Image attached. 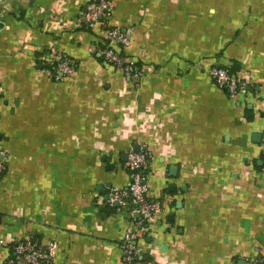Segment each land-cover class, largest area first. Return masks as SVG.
I'll return each mask as SVG.
<instances>
[{
	"label": "crops",
	"instance_id": "1",
	"mask_svg": "<svg viewBox=\"0 0 264 264\" xmlns=\"http://www.w3.org/2000/svg\"><path fill=\"white\" fill-rule=\"evenodd\" d=\"M86 2L0 0V264L26 240L55 243L53 264H124L134 216L105 201L137 148L161 205L141 264H264V0H110L138 81L103 64L99 27H76ZM58 55L77 65L62 82Z\"/></svg>",
	"mask_w": 264,
	"mask_h": 264
},
{
	"label": "built area",
	"instance_id": "2",
	"mask_svg": "<svg viewBox=\"0 0 264 264\" xmlns=\"http://www.w3.org/2000/svg\"><path fill=\"white\" fill-rule=\"evenodd\" d=\"M113 10L110 0H87L85 13L77 22V28L94 30L99 27L103 36V46L100 49L102 62L106 66L114 67L125 76L139 80V72L134 65L122 56L120 48L128 47L130 35L120 29L110 27L107 19ZM76 62L65 55H58L56 61L47 72L48 76L57 82H62L74 74ZM213 83L226 92L231 99L246 96L250 92V84L243 77H238L222 67H213L209 71ZM148 154L130 149L127 154L125 168L130 175V182L126 189L112 188L108 191L105 204L109 207L119 205L130 207V214L134 216L135 230L125 233L120 244L122 261L124 264H141L142 249L137 245L139 233L144 235L150 228L155 216L160 212L159 202L147 198V164ZM4 164L0 161V179ZM55 243L46 246L36 244L30 240L12 245L5 264H53ZM246 264H263L262 259L246 260Z\"/></svg>",
	"mask_w": 264,
	"mask_h": 264
},
{
	"label": "water",
	"instance_id": "3",
	"mask_svg": "<svg viewBox=\"0 0 264 264\" xmlns=\"http://www.w3.org/2000/svg\"><path fill=\"white\" fill-rule=\"evenodd\" d=\"M135 151H137V152H139V149L137 148V149H135ZM127 158V157H126ZM0 161H2V158L0 157Z\"/></svg>",
	"mask_w": 264,
	"mask_h": 264
},
{
	"label": "trees",
	"instance_id": "4",
	"mask_svg": "<svg viewBox=\"0 0 264 264\" xmlns=\"http://www.w3.org/2000/svg\"><path fill=\"white\" fill-rule=\"evenodd\" d=\"M229 71L231 72V74H233V75H234V72H233L231 69H230Z\"/></svg>",
	"mask_w": 264,
	"mask_h": 264
}]
</instances>
